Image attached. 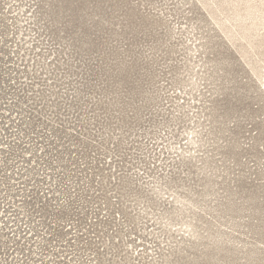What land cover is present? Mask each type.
Here are the masks:
<instances>
[{
  "label": "rangeland",
  "instance_id": "1",
  "mask_svg": "<svg viewBox=\"0 0 264 264\" xmlns=\"http://www.w3.org/2000/svg\"><path fill=\"white\" fill-rule=\"evenodd\" d=\"M261 128L264 0H0V264H261Z\"/></svg>",
  "mask_w": 264,
  "mask_h": 264
},
{
  "label": "snow or ice",
  "instance_id": "2",
  "mask_svg": "<svg viewBox=\"0 0 264 264\" xmlns=\"http://www.w3.org/2000/svg\"><path fill=\"white\" fill-rule=\"evenodd\" d=\"M260 150L262 152H264V128H261V144H260ZM91 246L92 245L89 244V247H91ZM65 255H67V253H65ZM51 259H52V264H56V260L57 259H61L62 260V258L61 257H58V256H53V257H51ZM69 259H71V257H69ZM99 264H111V262L110 261H105V260L101 259V260H99ZM261 264H264V260L261 261Z\"/></svg>",
  "mask_w": 264,
  "mask_h": 264
}]
</instances>
